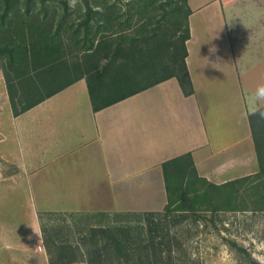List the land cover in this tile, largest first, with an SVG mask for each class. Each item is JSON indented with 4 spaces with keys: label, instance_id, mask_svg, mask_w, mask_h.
Segmentation results:
<instances>
[{
    "label": "crops",
    "instance_id": "obj_1",
    "mask_svg": "<svg viewBox=\"0 0 264 264\" xmlns=\"http://www.w3.org/2000/svg\"><path fill=\"white\" fill-rule=\"evenodd\" d=\"M188 5L191 95L171 77L95 111L83 78L15 115L0 70L2 182L22 189L33 211H162L163 164L188 153L216 184L258 172L249 116L264 83V0Z\"/></svg>",
    "mask_w": 264,
    "mask_h": 264
},
{
    "label": "trees",
    "instance_id": "obj_2",
    "mask_svg": "<svg viewBox=\"0 0 264 264\" xmlns=\"http://www.w3.org/2000/svg\"><path fill=\"white\" fill-rule=\"evenodd\" d=\"M92 1L91 4L87 0L88 16L82 23L85 26L81 27L86 37L74 39L75 45L85 40L90 41V45L84 49L85 56L77 62L75 52L72 47L66 48L68 44L62 35L65 28L76 35L81 34V28L74 30V25L68 26V3H62L65 10L60 13L56 29L51 26L50 30H44L40 23L28 26L25 33L15 29L16 32L9 33V37H5L7 41L0 44V59L4 60V74L15 115L83 78L87 81L95 111L171 77L179 80L186 95L194 93L186 63V42L191 34L188 0H168L167 3L161 2L163 0H128L125 13L116 2ZM15 6L14 0H0L3 26ZM127 29L133 33L122 34ZM92 32L95 36L90 37ZM85 58H89V64ZM249 119L259 161L257 173L216 184L199 174L191 153L175 157L163 164L168 195L165 208L158 212H145V215L264 210V118L252 113ZM135 213L140 212L103 215L117 218L137 215ZM51 214L63 215L64 219L67 215L44 213ZM119 223L116 222L110 231L92 227L90 230L83 228L80 233L87 236L111 233L110 249L118 259L108 264L174 262L172 249L161 248L152 229L145 232L139 224ZM42 234L48 254L52 247H56L61 256L71 250L82 256L85 254L80 246L68 241L55 237L50 242L45 228H42Z\"/></svg>",
    "mask_w": 264,
    "mask_h": 264
},
{
    "label": "rangeland",
    "instance_id": "obj_3",
    "mask_svg": "<svg viewBox=\"0 0 264 264\" xmlns=\"http://www.w3.org/2000/svg\"><path fill=\"white\" fill-rule=\"evenodd\" d=\"M14 2L16 6L6 18L5 26L2 25L0 18V44L7 41L5 37L9 33L16 30L25 33L28 26L35 24H42L44 30H50L51 26L56 29L60 13L65 10L62 3L69 5L67 23L68 26L74 25V30L85 26L82 23L88 16L87 0H14ZM89 2L93 3L92 0ZM108 2L118 3L122 13L128 10V0ZM161 2L167 3L168 0ZM2 15L3 10L0 9V16ZM90 24L92 25L93 21ZM62 33L64 42L68 44L66 48L72 47L77 62L85 56L84 49L90 45V41H81L75 45V38L86 37L82 28L81 34L78 35L67 28ZM132 33V30L127 29L122 34ZM107 35L111 36L110 32H107ZM89 36L93 37L95 34L92 32ZM85 60L89 64V58ZM0 70L5 72L2 59ZM0 167L4 168L1 162ZM8 170L11 171L10 174L15 173V168ZM4 177L0 173V264H50V259L53 264H108L118 259V255L110 249L111 233L100 232L95 233V236L93 234L87 236L80 231L83 228L90 230L92 227H102L110 231L116 222L120 224L119 222L126 221L133 225H141L145 232L152 229L157 241H160L161 248L163 246L166 250L172 249L173 259L175 258L172 264H264V210L188 214L175 212L161 216L145 215V212H140L141 214L117 218L103 214L62 213L67 214L64 219L63 215H44L33 211V200L26 198L22 189L9 188L13 184L2 182ZM36 218H39V224ZM42 228L47 230L50 242L55 237L68 241L72 245L80 246L85 254L82 256L71 250L61 256L56 247H52L49 255ZM39 244L42 245V250L36 253L35 246Z\"/></svg>",
    "mask_w": 264,
    "mask_h": 264
},
{
    "label": "clouds",
    "instance_id": "obj_4",
    "mask_svg": "<svg viewBox=\"0 0 264 264\" xmlns=\"http://www.w3.org/2000/svg\"><path fill=\"white\" fill-rule=\"evenodd\" d=\"M251 103L257 106L253 114H258L261 118H264V107H259L264 105V83L259 84L251 94Z\"/></svg>",
    "mask_w": 264,
    "mask_h": 264
},
{
    "label": "built area",
    "instance_id": "obj_5",
    "mask_svg": "<svg viewBox=\"0 0 264 264\" xmlns=\"http://www.w3.org/2000/svg\"><path fill=\"white\" fill-rule=\"evenodd\" d=\"M40 250H42V246H40Z\"/></svg>",
    "mask_w": 264,
    "mask_h": 264
}]
</instances>
